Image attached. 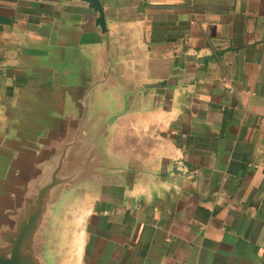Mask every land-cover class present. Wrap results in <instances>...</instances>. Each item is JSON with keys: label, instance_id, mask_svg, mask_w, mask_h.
<instances>
[{"label": "crops", "instance_id": "crops-1", "mask_svg": "<svg viewBox=\"0 0 264 264\" xmlns=\"http://www.w3.org/2000/svg\"><path fill=\"white\" fill-rule=\"evenodd\" d=\"M102 2L113 71L166 83L115 129L141 174L69 211L67 264H264V0ZM94 16L0 0V144L49 99L58 59L79 79L100 59Z\"/></svg>", "mask_w": 264, "mask_h": 264}, {"label": "water", "instance_id": "water-1", "mask_svg": "<svg viewBox=\"0 0 264 264\" xmlns=\"http://www.w3.org/2000/svg\"><path fill=\"white\" fill-rule=\"evenodd\" d=\"M80 1L95 13L103 51L82 79L58 59L49 99L0 144V264H67L62 240L76 199L142 172L118 148L115 129L166 80L135 83L114 72L103 2Z\"/></svg>", "mask_w": 264, "mask_h": 264}, {"label": "rangeland", "instance_id": "rangeland-1", "mask_svg": "<svg viewBox=\"0 0 264 264\" xmlns=\"http://www.w3.org/2000/svg\"><path fill=\"white\" fill-rule=\"evenodd\" d=\"M73 233H74V230H73ZM76 239V237H74V239H73V237H72V239L71 238H68L67 236H66V238L65 239H63L62 240V245L64 246V244L65 245H68V243L70 244L73 240H75Z\"/></svg>", "mask_w": 264, "mask_h": 264}]
</instances>
